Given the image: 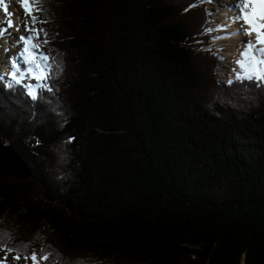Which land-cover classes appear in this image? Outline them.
I'll use <instances>...</instances> for the list:
<instances>
[{
	"label": "trees",
	"instance_id": "16d2710c",
	"mask_svg": "<svg viewBox=\"0 0 264 264\" xmlns=\"http://www.w3.org/2000/svg\"><path fill=\"white\" fill-rule=\"evenodd\" d=\"M193 3L44 0L52 91L0 83L1 142L30 170L0 175L8 248L44 249L40 264H264V86L217 81Z\"/></svg>",
	"mask_w": 264,
	"mask_h": 264
},
{
	"label": "snow or ice",
	"instance_id": "6c2138e0",
	"mask_svg": "<svg viewBox=\"0 0 264 264\" xmlns=\"http://www.w3.org/2000/svg\"><path fill=\"white\" fill-rule=\"evenodd\" d=\"M27 16L25 18L24 31L27 35H20L16 40V44L20 45V51L17 56L10 58V62L5 65V71L0 72V83L7 79L6 87L12 89L17 85H21L25 79L36 81L35 84L27 85L26 94L33 100L38 97L39 90L52 91L47 81L53 75V65L51 61H55V57L45 53L41 45H47L48 32L43 28H37L36 24L46 23V20L40 19L35 12H43L44 0H35V8L32 0H21ZM211 2V0H196V3L190 7H196L199 3ZM3 5L4 13H7V27H0V38H4L8 28L13 27V21L10 19L11 13L8 12V6L5 0H0ZM225 12L231 15H225L224 20L219 24L217 30L225 31L229 36L248 37L246 41H242L239 47V58L235 60V67L232 69L234 79H229L228 83L234 82H251L257 87L264 86V0H234L233 3L224 5ZM28 17L31 24L28 23ZM4 23V21H0ZM237 27L233 28L232 26ZM19 30V28H17ZM213 29L204 27L203 32L209 33ZM43 34V40H41ZM225 37H215L222 39ZM21 61L23 67H21ZM56 68L62 71V66L57 62ZM71 138L68 142H70ZM39 143V141H37ZM5 238H10L8 233L0 232V248L7 252H15L13 259L19 261L22 253L13 248H8L4 244ZM27 247V246H25ZM51 254L46 253L44 249H40L39 254L32 251L30 255H23V259L32 261V264H40V261H49ZM7 256L0 260V264H6Z\"/></svg>",
	"mask_w": 264,
	"mask_h": 264
},
{
	"label": "rangeland",
	"instance_id": "374dc122",
	"mask_svg": "<svg viewBox=\"0 0 264 264\" xmlns=\"http://www.w3.org/2000/svg\"><path fill=\"white\" fill-rule=\"evenodd\" d=\"M19 0H10L9 1V4L7 3V0H6V4H8L7 6L8 7H11V6H15L16 4H18L19 2H18ZM21 1V0H20ZM227 4H230V3H233L234 2V0H227ZM11 3V4H10ZM32 4H33V7L35 8V0H32ZM51 4V3H50ZM206 4H207V6L209 7V10H210V16H211V19H210V21H208V25H209V28H211V29H213V30H215V31H220L221 32V34H220V37H225V38H222V39H217V42H218V44H219V46L220 45H223V46H227L228 47V49H229V52H232V51H235V50H237V49H239V48H236L235 47V39L234 38H230V39H226V38H228V37H232V36H229L228 34H227V32H225V31H221V30H217L218 29V26H219V24L224 20V18H225V8H224V5H227L226 4V1L225 0H219V1H216V0H212L211 2H206ZM13 6V7H14ZM51 6H52V4H51ZM212 6H213V8H215V9H217L218 11L215 13L214 11H213V9H212ZM13 7H11V9H12V11H13ZM8 10H9V8H8ZM9 13H11L10 11H9ZM35 15H37L38 16V12H35L34 13ZM13 15V14H12ZM226 15H230V13H226ZM39 17V16H38ZM7 19H9V17L7 18ZM10 19L12 20V21H14V17L13 18H11L10 17ZM215 19V20H214ZM214 21L215 22H217L216 23V26L217 27H214ZM28 23L29 24H31V19H30V17H28ZM24 24V23H23ZM22 24V25H23ZM53 25L54 24H51V27H53ZM1 27H7V20L2 24V26ZM36 27L37 28H41V24L40 23H37L36 24ZM54 27L55 28H57L55 25H54ZM12 29H13V27H11ZM11 28H8V29H11ZM22 29L24 30V27H22ZM212 32V31H211ZM211 32H209V33H211ZM15 37L12 39H9L8 40V38H0V55H2V49H4V41H6L7 42V44H9V45H11V46H13V44H14V41H15V39L17 40L18 39V37H16V35L18 36L19 34H17V32L16 33H14L13 34ZM5 36H6V34H5ZM4 36V37H5ZM228 36V37H227ZM229 44V45H228ZM211 47H215V46H211ZM211 47H209V48H211ZM41 48H42V50L46 53V51H45V49L43 48V46L41 45ZM232 48V49H231ZM221 52H223V50H222V48L220 47V48H218ZM229 52H226L225 53V59H224V62H223V60H222V62H223V64H222V62H221V64H219V66H218V72L220 71V73H222V74H224V75H229V78H231L233 75H234V73H233V71H232V69L236 66V65H232V68L231 69H229V71H227L226 69H227V67L226 66H228L227 65V63H226V54L227 53H229ZM224 53V52H223ZM6 55V54H5ZM7 55H8V53H7ZM11 56H12V54H11ZM11 56L10 57H7L8 59H9V61H8V63L10 62V58H11ZM6 58V56H0V60H3V59H7ZM69 62V61H68ZM1 64H3L2 63V61H0V66H1ZM68 66H69V63H68ZM67 66V67H68ZM222 66V67H221ZM66 67V68H67ZM0 72H2V70L0 69ZM68 74V73H67ZM218 76H219V74H218ZM65 78H66V73H65ZM219 78L221 79H219L218 80V78H217V81H219V82H223L224 81V77H220L219 76ZM227 78V77H226ZM6 81H7V79H5ZM29 81V80H28ZM31 81V80H30ZM27 83V82H26ZM67 94V93H66ZM63 97L65 98V95H63ZM65 164H66V162H65ZM29 176H27L26 178H28ZM24 179V178H23ZM5 256H7V261H6V264H24V263H26V264H29L30 263V260H28V261H25V260H22V258L19 260V261H17V260H15V259H13V257H14V254H12V253H7V252H5V251H2V250H0V260H3V258L5 257ZM69 257H71L70 259H75V258H77V256L76 255H68ZM181 264H188V260H187V262H186V260H184Z\"/></svg>",
	"mask_w": 264,
	"mask_h": 264
},
{
	"label": "bare ground",
	"instance_id": "6f19581e",
	"mask_svg": "<svg viewBox=\"0 0 264 264\" xmlns=\"http://www.w3.org/2000/svg\"><path fill=\"white\" fill-rule=\"evenodd\" d=\"M9 1L10 0H7L8 4H9ZM225 1H226V4H227L228 3L227 0H225ZM18 2L19 3L16 4L15 6L13 5L14 7L11 6V7H13V11H12L11 7H8L9 8L8 12L10 11L11 14H13V15H11V18L14 17L13 29L12 28L8 29V31L6 33V36L4 37V38H8V40L11 39V38L13 39L15 37L13 34L16 33V32H17V34H19L18 36L16 35V37H18V38L22 34L27 35V33L22 29V24L25 21L27 13L25 12V9H24V6H23L22 2L20 0ZM224 13L226 15V12H224ZM230 15H231V13H230ZM232 27L235 28L237 26L233 25ZM17 28H19V30H17ZM230 38H234L235 39V43L234 44H235L236 48L240 47L242 41H246L248 39V37H240V36H232V37H228L226 39H230ZM9 44H7V42L4 41V46L5 47H4V49H2V55H0V56H6V58L10 57L11 54H12L11 58L14 57V56H17L18 52L20 51V45L16 44V39L14 41L13 46H11ZM7 53H8V55H7ZM226 56H227L226 57V63L228 65V66H226L227 67L226 70L229 71V69L232 68V65H235V60L239 58V49L227 53ZM0 61H2V63H3L0 66V69L3 72V71H5V65L8 64L9 59L7 58L6 60L3 59V60H0Z\"/></svg>",
	"mask_w": 264,
	"mask_h": 264
},
{
	"label": "water",
	"instance_id": "95a60500",
	"mask_svg": "<svg viewBox=\"0 0 264 264\" xmlns=\"http://www.w3.org/2000/svg\"><path fill=\"white\" fill-rule=\"evenodd\" d=\"M0 175L14 178H26L30 170L22 158L0 139Z\"/></svg>",
	"mask_w": 264,
	"mask_h": 264
}]
</instances>
